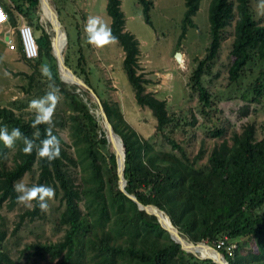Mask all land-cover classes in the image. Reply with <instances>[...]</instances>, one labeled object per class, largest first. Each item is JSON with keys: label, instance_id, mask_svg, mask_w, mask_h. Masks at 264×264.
Wrapping results in <instances>:
<instances>
[{"label": "trees", "instance_id": "trees-1", "mask_svg": "<svg viewBox=\"0 0 264 264\" xmlns=\"http://www.w3.org/2000/svg\"><path fill=\"white\" fill-rule=\"evenodd\" d=\"M137 1L143 6L146 22L151 23L148 11L152 1ZM199 3L200 0H185L182 34L187 26H194L192 17ZM37 8L38 0H33L32 10ZM106 11L110 16L112 35L124 52L123 68L134 90V98L140 106L152 111L156 128L162 130L172 119L165 101L145 92L146 80L137 72L138 41L125 30L120 0H106ZM7 12L12 24H16L11 10ZM208 20L211 42L205 58L199 61L192 74L193 89L198 91L199 99L208 105L209 96L201 83V76L205 65L212 62L219 52L223 30L232 25L230 54L233 60L228 68L229 79L231 82L243 81L248 68L250 73L253 68H258L254 82L245 87L253 92L251 99L257 101L264 86V25L255 20L249 0H211ZM28 23L32 26L31 19ZM38 47L39 55L33 61L21 55L33 67L41 63L44 55L50 56V47L45 48L39 43ZM253 63L255 65L252 66ZM73 72L94 90L83 69ZM78 87L73 84L60 88L72 110L69 115L70 135L78 158L71 155L69 145L53 125L61 152L52 163L38 157L35 150L32 154H25L22 140H17L13 164L9 167L4 143L0 141V207L5 204L12 209L18 204V194L13 186L25 173L32 172L34 165L38 176L33 185L52 186L64 205L58 217L59 225L66 227L61 240L29 243L16 252H27L28 257L36 256L37 260L49 255L50 260L60 258L57 264H70L78 246H82L81 255L85 249L95 251V256L99 257L96 264H117L116 258L122 260L121 264H215L209 259L199 260L180 249L153 215L139 210L117 188L114 155L108 150L104 131L90 110L96 103L85 98L86 91L81 95L76 93ZM242 97L247 95L243 93ZM100 101L114 131L123 140L125 189L129 193L143 204H153L164 210L172 224L194 243L204 241L215 247L218 240H224V246L218 251L229 264H264V136L256 139L252 124L241 133L233 134L230 143L223 139L212 149L207 167L199 170L171 153L154 151L150 143L140 138L123 119L117 104ZM34 119L35 114L25 119L11 108L0 106V128L7 126L9 132L19 128L31 138L36 131L31 127ZM47 127L46 124L38 126L40 136L37 144L45 138ZM221 133L216 129L212 135ZM166 140L173 147H178L172 139L167 137ZM76 160L81 161L83 170H88L87 178L82 176L79 182L69 169ZM81 201L84 202V212L79 205ZM32 203V209L20 215L14 231L25 217L41 216L38 202ZM5 238L6 229L0 216V264H18L11 258L13 249L4 246ZM252 243L254 247H251ZM233 244L235 248H232ZM173 247H178L176 254Z\"/></svg>", "mask_w": 264, "mask_h": 264}, {"label": "rangeland", "instance_id": "rangeland-1", "mask_svg": "<svg viewBox=\"0 0 264 264\" xmlns=\"http://www.w3.org/2000/svg\"><path fill=\"white\" fill-rule=\"evenodd\" d=\"M48 1L62 26L61 30L65 33L63 55L70 68L77 73L83 69L100 99L117 104L123 119L140 138L150 143L154 151L171 153L196 169L204 170L212 149L223 139L230 143L232 135L241 133L247 125H253L256 139L264 136V86L257 101L251 99L253 92L245 88L254 82L258 68L252 67L251 73L248 68L243 81L231 82L229 79L228 68L233 60L230 54L233 40L232 25L223 30L219 52L212 62L205 65L201 76V83L209 96L208 105L203 104L198 91L193 89V71L199 61L205 58L211 42L208 20L211 0H200L199 8L192 17L194 26H187L184 34L182 28L185 0H151L152 6L148 11L151 23L146 22L143 6L137 0H120L125 30L133 34L138 41L137 72L146 80L145 92L164 100L167 113L172 119L162 130L156 128L157 122L152 111L146 106H140L134 98V90L123 68L124 52L120 44L114 40L97 47L88 42L85 27L89 17H99L108 27L110 25L106 0ZM249 2L255 20L264 25V0ZM31 17L36 42L45 48H51L49 41L52 39L54 42L58 38L55 27L43 17L42 10L38 11L37 16L31 14ZM177 51L184 56L182 63L175 60ZM42 66L49 69L51 80L42 75ZM49 84H54L59 96L52 125L62 140L69 145L71 155L78 158L71 143L69 115L72 110L60 91L61 87L68 88L73 83L62 79L51 49L50 56L44 55L41 63L33 67L22 59L18 50H8L5 43L0 40V106L11 108L15 114L28 119L35 114L34 110L28 109L29 102L44 96L49 90ZM83 91H86V99L96 103L90 110L103 129L100 110L92 94L80 86L75 89L80 95ZM243 93L247 95L246 98L242 97ZM56 119L59 122L54 123ZM216 129H220L222 133L212 135ZM167 137L175 141L178 147L168 143ZM3 147L6 149L7 166L10 167L17 147L15 144L11 148L5 145ZM108 150L112 151L109 142ZM82 166L79 160H76L75 165L69 166L76 182H79L82 176L86 178L88 176V170H83ZM37 176L38 169L34 165L33 171L25 173L17 182L22 181L25 185L32 186ZM48 205L47 211H43L40 217L33 219L25 217L15 231L20 215L32 209L33 203L31 207L21 204L12 209H8L5 204L0 207V216L3 217L6 229L4 246L13 249L11 258L18 264H57L60 260V258L50 260L49 255L37 260L36 256L28 257L27 252L22 254L16 252L29 243L55 242L62 239L66 227L60 226L58 220L60 212L64 209V205L60 203V194L55 193V197L48 201ZM79 205L84 212V202L81 201ZM178 247L181 249L180 245ZM178 247H173L175 254ZM235 247L233 244L232 248ZM251 247H254L253 243ZM83 249L84 247L78 246L70 264H96L99 257L95 256V251L85 249L81 255ZM192 255L204 260L201 255ZM116 261L117 264L122 263L120 258H116Z\"/></svg>", "mask_w": 264, "mask_h": 264}, {"label": "clouds", "instance_id": "clouds-1", "mask_svg": "<svg viewBox=\"0 0 264 264\" xmlns=\"http://www.w3.org/2000/svg\"><path fill=\"white\" fill-rule=\"evenodd\" d=\"M85 31L88 33V42L97 47L106 45L116 39L112 35L111 29L99 17H89ZM41 73L49 80L52 79L51 73L46 66H42ZM58 102L57 90L54 84H49V90L44 96L33 99L28 104V109L35 112V119L31 124V127L36 129L33 136L30 138L24 135L19 128H13L9 132L7 126H4L0 128V141L6 147L11 148L17 140H22L24 144L22 151L25 154H32L33 150H35L38 157L46 159L49 163L58 159L61 152L60 140L53 133L52 127V118ZM41 124H46L48 127L45 129V138L37 144L36 141L40 136L38 126ZM13 187L18 194L16 197L18 204L31 207L32 201H37L42 212L47 211L49 207L48 201L55 197V189L50 185L27 186L20 181L15 183Z\"/></svg>", "mask_w": 264, "mask_h": 264}, {"label": "water", "instance_id": "water-1", "mask_svg": "<svg viewBox=\"0 0 264 264\" xmlns=\"http://www.w3.org/2000/svg\"><path fill=\"white\" fill-rule=\"evenodd\" d=\"M43 1L45 4H47V6H49V10L54 13L58 23L60 24L58 18H57V15L54 11V9L51 7L50 3L48 0H39V3H40V6L41 8H43ZM50 22V21H49ZM51 23V22H50ZM52 24V23H51ZM53 26V25H52ZM61 26V24H60ZM62 27V26H61ZM7 37H5L6 39ZM50 43H51V52L53 54V56L55 57L56 61H57V65L59 67L60 65V62H59V58L54 54L53 52V41L52 39L50 40ZM181 52L177 51L175 53V60L177 62H180L181 61ZM61 63L63 64V66L69 71V73L71 74L72 76V83L75 84V85H78L80 87H83L84 89L88 90L92 96L94 97L95 101L97 102L98 104V107H99V110H100V114H101V117H102V120H103V129H104V134H105V137L107 139V141L109 142V144L111 145V148H112V154L114 155V159H115V171H116V175H117V188L124 194L126 195L129 199H131L136 205H137V208L143 212H145L146 214H149V215H153L154 218H155V221L159 224V226L161 228H163L164 230H166L170 236V238L178 243L181 247V249L185 252H190L187 248H185L182 243H181V239H187L189 244L190 245H205V246H208L210 247L211 249L215 250L216 252H218L220 255H222L223 259H224V264H229V262L225 259L224 255L218 251L217 249H215L214 247H212L211 245L207 244L206 242L204 241H199L197 243H194L193 241H191L188 237H186L184 234H182L178 228L176 226H174L168 216V214L160 209L159 207H157L156 205H153V204H143L141 203L134 194L132 193H129L126 189H125V186H126V182L127 180L125 179L124 177V168H125V163H124V157H125V151H124V144H123V140H122V137L116 133L112 127V124L110 123L105 111H104V108L102 106V103L100 101V98L97 96V94L94 92V90L87 84L85 83L80 77H78L74 72L73 70L70 68V66L68 65L66 59L64 58V55L61 54ZM112 138H116L118 143H120V145L122 146V160L120 161L119 157H118V153H117V149L116 147L114 146L113 142H112ZM156 210H159L161 211L166 217L167 219L169 220V227L168 226H165V225H162L161 223L158 222L157 218H156ZM205 259H209V258H205ZM211 260V259H210ZM213 263L215 264H220L219 262H216V261H213L211 260Z\"/></svg>", "mask_w": 264, "mask_h": 264}, {"label": "built area", "instance_id": "built-area-1", "mask_svg": "<svg viewBox=\"0 0 264 264\" xmlns=\"http://www.w3.org/2000/svg\"><path fill=\"white\" fill-rule=\"evenodd\" d=\"M8 23L9 16L0 4V38L3 39L8 50L19 49L25 59L35 60L39 55V47L32 26L26 22L17 26L7 25ZM223 246L224 240L220 239L216 242L215 248L220 249Z\"/></svg>", "mask_w": 264, "mask_h": 264}, {"label": "bare ground", "instance_id": "bare-ground-1", "mask_svg": "<svg viewBox=\"0 0 264 264\" xmlns=\"http://www.w3.org/2000/svg\"><path fill=\"white\" fill-rule=\"evenodd\" d=\"M46 6V9H45ZM43 10L45 9L46 15L49 19V21L52 23V25L55 27L59 39H60V43H59V55L57 53V57L59 58V70H60V75L62 76V79L66 82L72 83L73 79L71 74L69 73V71L63 66V64L61 63V54H62V44H61V28H60V24L58 23L54 13H52L48 8H47V4L44 3L43 1ZM59 27V29H58ZM183 55L181 56V61L179 63L183 62ZM112 142L114 144V146L117 149V153H118V157L120 159V161L122 160V146L120 145V143H118L116 138H112ZM156 217L159 221V223H161L162 225L168 226L169 227V220L167 219V217L159 210H156ZM181 243L182 245L187 248L192 254H194L195 256L197 255H201L203 256V258H209L213 261L219 262L220 264H224V259L222 257V255H220L218 252H216L215 250L211 249L208 246L205 245H190L187 239H181Z\"/></svg>", "mask_w": 264, "mask_h": 264}, {"label": "crops", "instance_id": "crops-1", "mask_svg": "<svg viewBox=\"0 0 264 264\" xmlns=\"http://www.w3.org/2000/svg\"><path fill=\"white\" fill-rule=\"evenodd\" d=\"M0 4L2 5V7L4 8L6 12L8 9H10L12 14L14 15L16 24H12V21L9 18V23L7 25L17 26L23 22L28 23L29 19H31L32 24H33V19L31 17V14H34L35 16H37L39 10H42L43 17L49 21L48 17L46 16V12H45L46 6L44 10L43 8H41V6L39 9V5H40L39 0H38V8L36 11L32 10L33 0H0ZM47 8L50 9L49 6H47ZM60 38H61V44H62V50H63L65 47L66 38H65V33L62 30H61ZM0 40L3 41L2 38H0ZM59 41L60 39L58 36V38L55 39V41L53 42V52L55 53L56 56H57V53L59 55V52H60L59 51V48H60ZM62 54H63V51H62Z\"/></svg>", "mask_w": 264, "mask_h": 264}]
</instances>
